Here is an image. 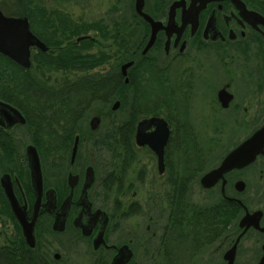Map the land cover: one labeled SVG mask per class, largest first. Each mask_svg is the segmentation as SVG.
<instances>
[{
	"label": "flooded vegetation",
	"instance_id": "af4514ba",
	"mask_svg": "<svg viewBox=\"0 0 264 264\" xmlns=\"http://www.w3.org/2000/svg\"><path fill=\"white\" fill-rule=\"evenodd\" d=\"M143 11L158 22L160 28L156 32L153 44L145 54H142V50L150 36V26L134 8L129 13L127 17L129 39L133 33V26H136V24H140L146 34L142 37L141 47L135 56L137 59H134L133 50L129 49L130 58L133 59L127 60L132 61V64L127 68L125 76L127 81L124 80V83L129 84L130 82L131 84V79L135 77L134 75L137 73V69H133L135 62L140 59L141 61H147L149 64H154L152 53L157 51L165 58L167 67L175 68L176 72L179 71L180 67H184L186 61L190 60L188 53L190 57L194 53H205L206 55L214 53L215 56L219 55L222 58L229 57V67L233 69L234 73L238 71L249 79L251 85L256 84L258 90L263 85L264 0H168L163 7V11L149 13L145 8V4ZM130 42V47H132L131 39ZM32 50H37V48L31 47L30 51ZM236 60H240L237 67ZM182 70L184 71V68ZM187 75L190 76L188 73ZM183 87L182 83L176 86L174 92L177 95H174V97H180L179 99L176 98L172 110L177 109L178 111L179 109L180 112L185 113V108L190 107L191 93L187 90L184 91ZM231 87V82L228 81L216 90L215 102L220 110L228 111L234 106V103L237 104L238 110H241L240 108L244 105L243 99H236ZM222 99H224V102ZM146 100L148 99L146 98ZM0 101L13 106L24 118L23 123L13 122L16 119L14 115L0 111L1 143L6 135L16 138L17 135L21 136L16 130H19V127L25 124L26 117L22 110L2 96H0ZM148 101L143 104L145 110L149 107ZM132 105L131 98L128 103V114L132 109ZM114 110L116 109H112V106H110L109 112ZM245 110L247 111L246 107H244ZM151 111L153 114L147 115L141 120L152 117L161 118L166 122L169 130L168 139L163 148L162 171H159L156 154L148 146H143L155 154L157 172L161 178L165 179L167 186L164 185L165 187L157 196L158 202L161 203L158 216L147 218L146 203L143 205L137 202L130 203L135 204V208H138L140 212L142 211V216L146 214L148 222L145 221L144 228L139 231L142 233L141 235L139 233V235H131L118 240L115 236L118 232L117 221L114 218L121 215L117 214L116 204L115 206L113 204L114 208L111 206L108 209L105 205L99 204L97 199L102 189L95 190L96 184H98L97 168L94 163H87L84 161V157H81L79 153L80 135L78 133L73 134L70 148L65 152L64 161L50 152L45 155L44 150H39L34 144L27 143L24 146L26 180L20 182L21 179L15 174L2 173V175H8V180L6 178L3 180L11 185L20 211L24 214L26 220L37 212L33 224L35 243L33 248L39 245L38 241L41 237L39 222H41L45 224L43 231L55 235L70 233L69 237L66 235L68 241H81L87 244L90 253L95 255L96 264H264V152L256 154L247 163L234 165L224 170L217 178L210 180L208 186L201 183L202 177L217 169L230 151L250 137L253 132L264 126V116L262 119L255 121L256 123L253 124L248 136L229 149L217 161L215 166L205 170L197 178L196 181L201 191L206 193L204 200L215 202V206L200 208L202 217L200 223V219H198L200 216H197L199 210L196 209H192L193 212H190L191 219L186 222L176 219L178 215L176 216L170 207L165 217L164 213L166 211L162 208V203L170 202L168 195H177L180 192L181 175L176 174L174 171H167L166 162L169 155L167 146L171 131L173 129L179 132L181 121L178 119L179 117H176L180 114L174 113L172 116L171 114H165L166 111ZM93 116L98 117L99 121L95 128H91L89 121L90 132L95 131L100 122L99 115ZM139 121L140 119L136 121L135 127ZM183 127L186 129L185 126H181V128ZM80 128L77 120L71 124L70 128L68 124L63 126L64 130L75 132ZM153 129L154 126H150L146 129V132H151ZM67 134L63 133L62 137ZM198 143L201 145V141ZM176 144H178L177 138L174 140V146ZM193 144L197 146L196 142ZM28 145L36 148L41 170L42 190L38 206L35 205L37 196L26 152V146ZM45 151L47 150L45 149ZM62 151L60 148L59 153H56V155H60L63 153ZM48 154L50 160L49 158L46 159ZM196 156L190 155L189 157V165H191L189 170L191 171L195 169L196 165L193 164V161L198 159ZM3 157H0V159ZM44 158L48 160L50 168L62 166L65 169L58 180L55 178L56 174L52 173L54 171H49V174H46L43 164ZM118 169L120 172H124L121 167ZM250 169L255 173L253 187L249 186L250 183L246 178ZM188 174L194 175V173ZM118 178H120V175ZM110 187L112 188L113 184L110 183ZM29 190L33 196L32 200L29 198ZM0 195L1 202H6L5 207H7L11 220L25 242L20 224L12 212L1 183ZM130 204L124 210V216L127 215L128 208H131ZM131 210L137 211V209ZM1 218L2 210L0 209V223ZM42 218H45V220L43 221ZM182 223H184L183 226ZM184 226L188 228L183 231ZM139 240L141 255L145 261H140V259L138 261V255L140 254ZM45 246L42 245L41 249L46 252L47 248ZM47 256L56 263L59 262L58 260L61 257L56 252L52 255L47 252Z\"/></svg>",
	"mask_w": 264,
	"mask_h": 264
},
{
	"label": "rangeland",
	"instance_id": "374dc122",
	"mask_svg": "<svg viewBox=\"0 0 264 264\" xmlns=\"http://www.w3.org/2000/svg\"><path fill=\"white\" fill-rule=\"evenodd\" d=\"M11 0H0V6H2L5 10V14H10L12 11L7 7V2ZM145 8L150 9L152 0H144ZM133 0H46L45 3L48 8L52 10L61 9L65 14H68L71 18L74 19L81 26L90 25L87 28L86 32H82V36L88 35L90 38L95 36L97 41L95 40L94 45L89 50L73 48L72 50L75 52H79V54L85 55H95L96 57H104L103 64H97L96 67L81 71V72H67L65 71H51L50 75H52L51 79L56 78L57 80H73L74 82L77 80L80 82L85 75L91 76V80H93V84L90 88H85L84 86H80L75 91H70L69 93L77 95L80 97L82 102L81 112H85L84 99L85 96L89 95V91H94L95 97L101 98V100H105L106 98H112L108 104L103 102H95L90 110L86 111L84 121L80 125V129H77V132L71 131L66 136L61 137L63 133H59L60 136L58 138V134L51 135L46 139V147L47 151L44 152L45 155L47 152L51 154H55L58 158L63 159L65 157V152L68 151L71 145V141L73 139V134L78 133L80 135V147L79 153L81 157H84V161L87 163H94L97 168V183H101L103 176L106 174V180L108 179L109 183L113 184V187L109 192H105L100 190V196L98 197L99 204L105 205L107 209L111 206L117 205V214L121 216L115 217L114 220L116 222V227L118 228V232L116 233V238L118 240L125 239L128 236L140 235L139 232L145 226L146 214L142 216V211L135 208V204H130L132 202L140 203L141 205H147V218L158 216L159 206L161 203L158 202L157 196L166 186L165 179L161 178V176L157 172V163L156 156L153 154L147 147H143L138 145L135 140L136 135V127L134 121L132 122L131 132L133 130V138L132 143H134V158L132 161L125 160L117 162L119 165L116 168H113L110 162V159L107 155L106 148L95 149L92 146L91 141L88 139L90 135H93L95 132L107 128L110 126L112 122L115 121L117 126H122L126 123V129L129 130V123L131 122L130 114L133 111V108L136 112L135 119L141 120V118L146 117L147 115L153 114L151 110H159L166 111L165 114H171L172 116L175 114H180L178 119L181 121V126H185L177 130L171 131L170 141L168 143L167 149L169 155L167 157V171H174L176 174L181 175L182 184L180 187V192L183 195L181 196V200L183 201L184 197H187L190 203V207L196 210H200V208L204 207H212L215 206L214 201H205L204 197L206 195L205 192L201 191L200 186L197 184V178L201 175L205 170L215 166L217 161L232 147L237 145L241 140H243L246 136L250 134V129L253 127L257 119H262L264 116V81H262V86L258 90L255 85H251L249 79L244 77L238 71L235 73L232 71L233 69L229 67V57H219L214 53H210L206 55L205 53L193 54L190 57L188 53V57L190 60L186 61L184 67H180L179 71H175L176 69L173 67H167L165 62V58L160 52L154 51L153 61L152 63H147V61H139L135 62L133 69H137L138 72L142 73V80H137V77L131 79V84H128L124 92L126 93V102L121 105L120 101L116 98V96H112L111 93H114V90L117 91V85L114 86L112 84L111 79L108 81V77L105 80V76L112 72L117 65L115 64V60L117 59V55L119 54V45L117 41L119 39L113 35V33L108 34L106 29L103 34L98 33L94 30L95 26L103 27V24H111L117 23V25L124 26L119 27L121 29L124 27V35L123 39L126 41H130L129 39V26L127 17L129 13L133 10ZM168 2V1H167ZM157 11L159 12L161 7L156 6ZM2 10V9H1ZM149 12V11H148ZM28 19V18H27ZM29 22V20H28ZM136 26H133V31H135ZM132 30V29H131ZM85 34V35H83ZM146 33L141 30L140 35L138 37L139 43L142 40V37ZM113 36V37H112ZM83 37L82 39H84ZM89 38V39H90ZM76 38L73 37L74 41ZM79 42V41H76ZM129 43V42H128ZM133 44L130 47V44L125 48L127 51L129 49L135 56L138 53V46ZM49 48V47H48ZM38 50V49H37ZM37 50H32L30 53V65H31V56ZM190 50V49H189ZM188 50V51H189ZM133 59V58H128ZM126 60V61H127ZM236 67L239 66L240 60L235 61ZM81 64V62H80ZM29 65V67H30ZM121 62L118 64V70L120 71ZM28 67V68H29ZM184 68V71L182 70ZM231 68V69H230ZM27 69V68H25ZM236 70V69H235ZM187 73L190 75L188 76ZM122 75V74H121ZM125 78L124 75H122ZM130 76V75H129ZM135 76V75H134ZM79 77V78H78ZM41 80V78L37 79ZM171 84L175 83L176 86H179L182 83L183 90H187L191 93L190 107L185 108V113L180 112V110H172L171 105L176 102V98L179 99L180 96L174 97L177 95L175 92H170L168 90L165 91L169 82ZM231 82V90L235 93L236 99H243L244 105L238 110L237 104L234 103V106L230 108L228 111L220 110L219 106L215 102V94L217 88L224 84L225 82ZM117 83L118 80H117ZM250 83V84H249ZM119 85V84H118ZM189 87V88H188ZM180 92V91H179ZM175 93V94H174ZM259 93V94H257ZM262 93V94H261ZM261 94V95H260ZM137 95V96H136ZM136 96L139 100L138 104L132 106L130 113L128 114V103ZM35 98L34 95L29 94V99ZM146 98L149 100H146ZM30 100V101H31ZM106 101V100H105ZM114 101V102H113ZM115 101L119 102L116 110L109 112L110 106H112ZM146 101H148V109H144L143 105ZM33 102V101H32ZM31 102V106L33 108V104ZM74 102V101H73ZM113 102V103H112ZM128 102V103H127ZM112 103V104H111ZM30 104V102H29ZM244 107L247 108V111H244ZM40 111L39 109H37ZM46 114L49 112H45ZM93 115L100 116V122L98 124V128L90 132L89 131V121L93 118ZM174 116V117H175ZM72 123L68 124L70 128ZM187 124V125H186ZM44 128V126H42ZM88 134H87V132ZM20 135L22 131L16 130ZM17 133V134H18ZM178 133V134H177ZM90 134V135H89ZM127 136H132V134L127 133ZM190 134L195 137L197 140L201 141L200 147L205 149L204 155H198V159H194L193 164L196 165L195 169L190 172L187 169L191 166L189 165L190 160V149L188 147L189 141L187 139ZM17 138L19 136L17 135ZM177 138L178 144L174 146V140ZM190 140V139H189ZM134 141V142H133ZM7 138L1 140L0 143V153H1V144L4 143L6 145L10 144ZM27 143H31L28 140L21 143L19 148L20 156L12 154L10 157H6L7 159H11L13 161V165H9L8 168L0 169V177L2 173L15 174L18 178H20V182L25 181L27 178V170L24 168V146ZM187 143V144H186ZM33 144V143H32ZM114 144V143H113ZM113 144H110V148H112ZM108 145V144H107ZM60 146V147H59ZM62 146V147H61ZM190 146V145H189ZM60 148L63 150L60 155H56L59 153ZM190 151L188 152L187 149ZM185 149V151H184ZM43 150V149H42ZM57 150H59L57 152ZM204 153V152H203ZM115 152L111 155L113 157ZM155 156V157H154ZM200 156V157H198ZM50 160L49 154L46 156ZM44 158V168L46 169V174H49V171H54L57 180L59 176H62L64 173V168L62 166H54L51 167L48 164V160ZM121 159V158H120ZM112 160V158H111ZM191 162V161H190ZM64 164V162H63ZM62 164V165H63ZM192 164V165H193ZM122 168L124 172H120L118 168ZM106 170L107 173H104ZM119 170V171H118ZM188 173H194L193 176ZM120 175V178L118 176ZM21 176V177H20ZM53 178V177H52ZM246 178L250 183L249 186L253 187V183L255 181V173H253L252 169L247 172ZM185 183V184H184ZM96 184V189H101L100 184ZM165 185V186H164ZM167 187V186H166ZM29 194L31 200L33 199L32 193L29 190ZM1 196V195H0ZM2 198V197H1ZM28 197L27 199L30 200ZM171 202H163L162 208L165 209L166 214L169 210V205ZM131 205V208H128L127 215L124 216V210L128 205ZM6 203L1 202L0 200V209L2 210V218L0 225V248L5 244L10 247V243L7 240H10L11 237L17 232H19L14 223L11 220V216L7 211ZM113 206V208H114ZM145 206V205H144ZM131 209H137L131 210ZM146 213V212H145ZM179 215V212H178ZM231 216V215H230ZM152 218V221H153ZM231 218V217H229ZM44 221L45 218H42ZM42 221V222H43ZM148 222V221H147ZM146 222V223H147ZM44 223L39 222V234L40 240L39 249L40 251L42 245H46L49 254L56 252L60 254L59 262H54V264H96L94 260V256L90 253L89 246L87 244L82 243L81 241H68L66 239V235L69 237V234H51L48 231H43ZM155 229V227L152 225ZM187 226L183 227V231ZM140 237V236H138ZM139 255L138 261H145L141 255V244L139 240ZM42 258L38 260L36 258H32L33 262L37 264H48V256L41 254ZM49 261V260H48ZM35 263V264H36Z\"/></svg>",
	"mask_w": 264,
	"mask_h": 264
},
{
	"label": "trees",
	"instance_id": "16d2710c",
	"mask_svg": "<svg viewBox=\"0 0 264 264\" xmlns=\"http://www.w3.org/2000/svg\"><path fill=\"white\" fill-rule=\"evenodd\" d=\"M45 1L46 0L6 1L8 4L7 7L12 11L7 15L27 17L30 30L37 37L42 39L49 48L47 51L37 50V52H34L31 56V65L27 69L22 68L8 57L0 54V96L15 104L20 110H22L26 117L25 124L19 127V130L22 131L21 136L16 138L6 135V138L11 141L10 144H1L0 157L4 156L0 159L1 170L5 167L7 169L9 165L14 164L11 159H7L8 157L12 154L17 156L21 155L19 153V148L22 142L28 140L39 150L47 149L49 148V146L46 147L47 137L58 134L59 138L60 132L70 133L71 130L63 129L64 125L75 123V120L81 125L86 116V111L90 110L95 102L108 104L112 99H115L112 97L108 99L106 98V101H103L101 98L95 97L94 91H89V95L85 96L83 101L86 103L85 112H81L80 109L82 108V105L80 103L82 100L79 96L69 92L71 90H77L80 86L90 88L94 83L93 80H91V76L85 75L80 82L77 80L74 82L73 80L51 79V71H65V73L81 72L96 67L97 64H103L104 57H96L95 55L90 54L82 55L79 54V52L73 51V48L89 50L92 45H94L95 40L97 41L95 36H92L90 39H80L79 42H76V39L74 41L72 40L73 37L77 38L82 36L81 33L86 32L90 25H79L68 14L61 11V9L55 11L48 8ZM167 1L168 0H152L151 7L148 9L149 13L156 12V6L158 5L161 7L160 11H163V7L166 5ZM0 9L5 13L2 6H0ZM121 26H124V24L117 25L115 22L111 24H103L102 28H97L95 26L94 30L103 34V32L108 29L107 33L110 34V36L112 33L114 36L117 33L116 38L119 39V41H117V44L119 45V54L115 60L117 67L105 76V80L108 77V81L111 79L112 84H114V86L117 85L116 87L118 90H114V93H111V95L116 96V98L120 100L121 105H123L127 100L124 90L128 84L124 83V78L118 70V64L119 62H125L130 57L129 51L125 48H127V45L131 42L123 39L124 27L119 29ZM141 30V25L136 24V29L131 35L132 45L138 42ZM141 44V41L137 43L138 50L140 49ZM141 75L142 73L137 71V73H135V78L137 77V80L141 81ZM39 78H41V80L37 81ZM117 80L119 83H117ZM167 90L169 93L176 91L175 83L171 84V82H169V85L165 88V91ZM29 94L34 95L35 98L32 100L29 99ZM136 96L132 99V106L137 105L139 102ZM171 107L173 106L171 105ZM45 112L49 113L46 114ZM130 115L131 122L129 123L128 121V124H130L129 130L128 128L126 129V123L118 127L114 121L109 127L101 129L93 135L89 134L90 137L88 139L91 141L92 146L95 149H98L100 146L101 148L107 149V152H109V155L107 156L110 159V162L108 163L110 166L112 165L113 168H115V165H119L117 162L113 163L114 161L118 160V162H120L125 160L126 163L132 161L135 155L133 151L134 145L132 143L134 126L132 132L130 129L132 127V122L134 121V123H136L137 121V118L135 119L136 112L134 108ZM42 126H44V128ZM127 133L132 134V136H127ZM187 139L189 141L188 147L191 151L187 148L185 149H187L188 152L190 151L189 155L205 154L204 147L203 149L200 147L198 143L199 141L195 137L190 134ZM194 142H196L197 146L193 144ZM111 143H114L112 148H110ZM113 152H115V155L111 157ZM187 171L190 172L189 168ZM107 172L105 170L104 173ZM181 180L180 185L182 184ZM100 184L102 191L109 192L110 183L108 179L106 180V174L103 176ZM183 190L184 189L182 188L181 191ZM181 196L183 197L181 192L177 195H168L171 202L169 207L173 209L176 216L179 212L176 219H181L182 222H186L191 219L190 212H193V208L190 207L188 198L184 197L182 201ZM2 202L6 203L5 201ZM200 211L201 210L198 211L197 216H200L198 219H200L201 223L202 217ZM183 224L184 223L181 225L183 226ZM7 242L10 243V247L5 244L0 248V264H35L36 262L34 263L32 260L33 257L38 260L39 258H42L41 254L46 256L48 252V250H46V252L42 251L44 249L40 251L38 247L39 245L35 248H29L19 232L15 233L10 240H7ZM48 260V264H54L55 262L49 258Z\"/></svg>",
	"mask_w": 264,
	"mask_h": 264
},
{
	"label": "water",
	"instance_id": "95a60500",
	"mask_svg": "<svg viewBox=\"0 0 264 264\" xmlns=\"http://www.w3.org/2000/svg\"><path fill=\"white\" fill-rule=\"evenodd\" d=\"M144 0H134L135 11L140 14L150 26L149 39L142 50V54H145L149 47L153 44L157 30L160 28V24L154 21L148 14L143 11ZM172 11V8H171ZM83 38V37H80ZM78 38L77 41L80 39ZM37 47L42 51H47V47L43 41L38 39L29 29L28 20L26 17L7 16L4 15L0 10V53L7 56L18 65L23 68H28L30 65V48ZM132 64V61H127L120 66V73L126 76L127 68ZM125 81L127 79L125 78ZM223 95V92H222ZM220 93V98H221ZM224 98V97H223ZM224 102V99H222ZM119 105L118 101L112 105V109H116ZM0 111H4L8 114L15 116L13 122H24V118L21 113L13 106L0 101ZM99 119L93 117L90 120L91 128H95ZM150 126H154L153 131L146 132V129ZM169 130L166 122L161 118H149L140 121L136 128L135 140L140 146L147 145L157 156L159 171L163 169V148L166 145L168 139ZM264 126L259 130L253 132L250 137L240 143L236 148L230 151L220 166L204 175L201 179V183L204 186H208L210 180H214L224 170L234 166L247 163L251 161L254 156L260 152H264ZM26 152L28 156V164L31 172L32 182L36 191V202L38 206L42 190L41 170L39 165L38 154L36 148L32 145L26 146ZM8 180V175L3 174L0 179V183L7 201L12 209L13 214L16 216L23 237L26 244L32 248L34 247V235H33V224L35 222L34 213L31 218L24 217V214L20 211L18 201L13 194L12 187L9 183H6L3 179ZM114 264V263H112Z\"/></svg>",
	"mask_w": 264,
	"mask_h": 264
}]
</instances>
